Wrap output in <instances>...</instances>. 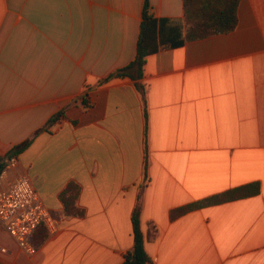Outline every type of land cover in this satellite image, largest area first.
<instances>
[{"label":"crops","instance_id":"crops-1","mask_svg":"<svg viewBox=\"0 0 264 264\" xmlns=\"http://www.w3.org/2000/svg\"><path fill=\"white\" fill-rule=\"evenodd\" d=\"M148 2L145 99L108 78L136 59L146 0H0V157L33 140L6 183L30 178L55 223L30 255L0 222V264H122L140 198L153 264H264V0L195 40L185 0Z\"/></svg>","mask_w":264,"mask_h":264},{"label":"trees","instance_id":"trees-1","mask_svg":"<svg viewBox=\"0 0 264 264\" xmlns=\"http://www.w3.org/2000/svg\"><path fill=\"white\" fill-rule=\"evenodd\" d=\"M241 0H185V22L187 26V38L190 40L203 39L209 36L225 34L234 31L238 25V8ZM149 2L146 0L144 22L138 43L137 56L133 63L116 73L110 75L113 78H130L137 81L136 85L146 99L145 86L139 83L144 77L147 58L157 51L158 23L149 16ZM61 113L53 117L50 124L56 123L61 118ZM33 140L14 147L6 156L0 157V175L6 169L10 161L23 153ZM146 167V179H147ZM258 185L250 184L236 188L225 193L209 197L202 201L176 210L172 216L177 217L189 211L222 204L254 194H258ZM134 248L122 264H153L154 261L146 249V235L142 228V203L141 198L133 213ZM47 235L32 239L35 246L44 242Z\"/></svg>","mask_w":264,"mask_h":264},{"label":"built area","instance_id":"built-area-1","mask_svg":"<svg viewBox=\"0 0 264 264\" xmlns=\"http://www.w3.org/2000/svg\"><path fill=\"white\" fill-rule=\"evenodd\" d=\"M14 157L0 175V222L10 237L24 252L33 255V235L41 225L54 229V219L45 207L32 180L20 177L6 183L8 171L14 167Z\"/></svg>","mask_w":264,"mask_h":264}]
</instances>
